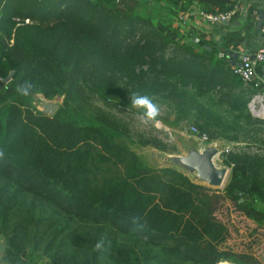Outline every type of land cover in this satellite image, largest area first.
<instances>
[{"label":"trees","instance_id":"trees-1","mask_svg":"<svg viewBox=\"0 0 264 264\" xmlns=\"http://www.w3.org/2000/svg\"><path fill=\"white\" fill-rule=\"evenodd\" d=\"M133 2L0 0L2 264H264L225 246L230 230L217 217L224 201L242 204L234 180L264 204V157L229 152V180L222 192L212 190L176 166L145 165L113 137L164 144L100 106L86 110L89 101L140 93L179 116L193 111L194 128L209 141L238 140L225 128L237 130L242 115L231 122L204 102L217 96L238 111L247 99H232L228 87L240 78L201 40L176 39L173 7L185 11L193 0ZM197 4L211 13L233 7L231 0ZM25 81L33 85L27 96L17 91ZM35 95H62L65 119L37 110Z\"/></svg>","mask_w":264,"mask_h":264},{"label":"rangeland","instance_id":"rangeland-1","mask_svg":"<svg viewBox=\"0 0 264 264\" xmlns=\"http://www.w3.org/2000/svg\"><path fill=\"white\" fill-rule=\"evenodd\" d=\"M133 3H135L133 0H126L124 6H129L131 8ZM158 25L160 26V22H158ZM62 97V95H58L48 100L43 98L41 95H35L33 97V105L37 110L43 111V102L57 104V109L55 110L54 115L65 119V117H63L60 113V110L63 108ZM131 98V96H124L122 99H114V101H110L109 104H104L99 100H94L92 102L89 101V106L85 108L88 112H93L92 107L100 106L102 109L126 125L131 132L142 135L146 138H155L164 144L165 150H161L160 148H155L152 145H142L136 140V138L133 139V141H129L124 138L113 137V141L133 150L138 159L149 167L159 168L170 165L175 166L172 164L173 162L171 161V158L176 156H185L191 149L199 150L201 142L199 141L197 135L192 131V128H194L193 111L187 116L182 117L177 115L175 111H173L164 101H153L159 106L160 115L157 119L161 121L159 126H154L152 122H143V117L140 114L142 110H138L132 106ZM204 103L208 106L212 105L211 108L215 109L218 115L228 118L231 122L234 118L238 117L236 116L238 113L245 117H239L237 124L240 125V127H238L237 130L225 128V134L227 135L232 133L238 134V140L228 141L239 143L238 146L234 147L232 153L237 155L245 153L253 156L264 157V154L255 151L257 150L255 144H259L258 142L264 139V119H260L256 112L250 110L251 108L248 105L249 102L242 105L238 111L230 110L226 103L218 101L217 96L212 97L210 101L205 100ZM254 106L257 108L256 104ZM68 120H71V122L76 125L86 124L89 122H81L82 120L75 121L69 118ZM89 123L93 124L94 122ZM223 149L221 147L222 154L219 156V160L220 158L221 160L214 161L215 163L217 162V164L221 163L222 166L225 165V161H228L229 159V155H227L229 152L224 153ZM223 167H225L229 173L232 165H225ZM176 168L187 174L193 181L206 185L205 183H201L195 179V173H189L179 166H176ZM262 176L264 178V169L261 173V177ZM227 182L228 181H225V183L218 188L209 187L208 185L206 186L212 190L222 192ZM244 196L246 198V194H244ZM247 198L248 200L244 203V207L246 208H248L250 204L248 202L250 201L248 193ZM256 208L259 209L260 207L257 206ZM248 216V213H246L244 209L236 208L233 202L227 200L222 203V206L217 210V217L223 222H226L230 230L228 239L224 245L230 246L234 250H242L243 252L250 253V255L256 256L258 259L264 261V225H253L250 219H248ZM3 250L4 241L0 236V264H2ZM223 263L231 264L229 262Z\"/></svg>","mask_w":264,"mask_h":264},{"label":"crops","instance_id":"crops-1","mask_svg":"<svg viewBox=\"0 0 264 264\" xmlns=\"http://www.w3.org/2000/svg\"><path fill=\"white\" fill-rule=\"evenodd\" d=\"M122 1L126 0H118V4ZM231 1L235 13L226 21L222 20L216 23L204 21L199 15L200 10L197 9L199 8L197 0L188 2L186 4L188 7L185 11L179 10L178 6L180 3L173 7V10L177 11V19L172 20V24L179 26L181 30V34L176 37L177 41L186 43L188 39H192L194 42L201 40L202 43L200 45L202 48H206L211 52L213 60L216 59L223 61L225 67L229 70H233V68L240 64L243 55H251L260 45H264V38L260 32L261 26L258 27L257 25L260 10L262 12L261 25L264 22V0ZM170 2L171 1H169V3ZM212 9L216 10V7L213 6ZM256 71L262 80L259 89V94H262L264 93V65L258 64ZM237 83V86L228 87V93H230L232 99L236 97L238 101L239 99L242 100L244 98L247 99L248 103L255 90L249 84L242 82L240 79H237ZM258 143L259 144L256 143L255 146H257V148H262L264 151L263 144H260L261 142ZM229 144L230 142L225 139H217L216 145L213 147L218 151H221V147L223 149L224 147L229 146ZM215 160H219L216 155L214 157V161ZM215 164L219 167L222 166L221 163L217 164L216 162ZM229 177L230 172L227 174L225 181H228ZM232 185L240 197L238 202L242 203L239 208L244 209L246 213H248V219H250L253 225H264V204L248 201L250 203L249 207H244L245 201L248 200L247 187L239 180H234ZM244 194H246V198ZM257 206L260 208L257 209Z\"/></svg>","mask_w":264,"mask_h":264},{"label":"built area","instance_id":"built-area-1","mask_svg":"<svg viewBox=\"0 0 264 264\" xmlns=\"http://www.w3.org/2000/svg\"><path fill=\"white\" fill-rule=\"evenodd\" d=\"M235 10L232 8L227 12L220 13H211L205 11H199L200 17L209 23H216L222 20H228L233 14ZM27 22V20H25ZM260 32L262 37L264 38V25H261ZM258 64L264 65V45H260L251 55L245 54L241 57L240 64L233 68V73L240 78V80L244 83L249 84L255 92L251 95L249 99L248 105L250 108H255L254 112L257 113L260 119H264V112L260 110L262 107V103H264V93L259 94V89L261 87V78L258 76L256 67ZM256 104L257 108L254 106ZM251 110V109H250ZM262 117V118H261ZM192 131L197 135L199 141L201 142L200 149L203 150L206 146H215L216 140L209 141L205 134L198 133L195 128H192ZM237 142H230L229 146L224 147V153H228L234 150V147L238 146ZM202 146V147H201ZM256 152H260L264 154L262 148H257ZM259 149V150H258ZM259 153V154H260ZM222 154L221 151H218L216 157ZM221 160V158H220Z\"/></svg>","mask_w":264,"mask_h":264},{"label":"water","instance_id":"water-1","mask_svg":"<svg viewBox=\"0 0 264 264\" xmlns=\"http://www.w3.org/2000/svg\"><path fill=\"white\" fill-rule=\"evenodd\" d=\"M262 12L259 11L257 25L261 26ZM226 21V20H223ZM13 71H10L8 76L3 79L8 82L12 77ZM43 113L52 115L57 109V104L51 102H43ZM218 150L213 146H207L203 150H189L185 156H176L171 158L175 166H179L189 173H195V179L201 183H205L209 187H221L227 177V169L223 166H217L214 162V157Z\"/></svg>","mask_w":264,"mask_h":264},{"label":"clouds","instance_id":"clouds-1","mask_svg":"<svg viewBox=\"0 0 264 264\" xmlns=\"http://www.w3.org/2000/svg\"><path fill=\"white\" fill-rule=\"evenodd\" d=\"M33 88V85L28 81H25L24 84L18 86L17 91L24 96L29 95ZM131 104L134 108L141 111V116L143 117L142 120L144 123L152 122L154 126H159L161 121L157 119L160 115V109L157 104L153 102V100L147 96L142 95L140 93H134L131 98ZM100 245H97L99 248Z\"/></svg>","mask_w":264,"mask_h":264},{"label":"bare ground","instance_id":"bare-ground-1","mask_svg":"<svg viewBox=\"0 0 264 264\" xmlns=\"http://www.w3.org/2000/svg\"><path fill=\"white\" fill-rule=\"evenodd\" d=\"M252 111H255L256 109L255 108H251ZM261 111L264 112V103H262V107L260 108Z\"/></svg>","mask_w":264,"mask_h":264}]
</instances>
